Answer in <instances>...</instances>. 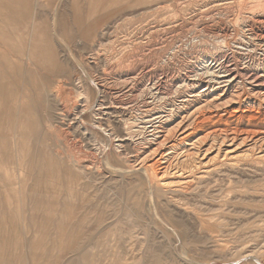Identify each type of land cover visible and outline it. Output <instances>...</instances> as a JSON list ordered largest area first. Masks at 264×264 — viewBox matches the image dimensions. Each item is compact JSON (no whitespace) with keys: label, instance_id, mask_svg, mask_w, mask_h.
I'll return each mask as SVG.
<instances>
[{"label":"rangeland","instance_id":"rangeland-1","mask_svg":"<svg viewBox=\"0 0 264 264\" xmlns=\"http://www.w3.org/2000/svg\"><path fill=\"white\" fill-rule=\"evenodd\" d=\"M263 35L264 0H0V264H264Z\"/></svg>","mask_w":264,"mask_h":264},{"label":"bare ground","instance_id":"bare-ground-1","mask_svg":"<svg viewBox=\"0 0 264 264\" xmlns=\"http://www.w3.org/2000/svg\"><path fill=\"white\" fill-rule=\"evenodd\" d=\"M216 5V4H215ZM223 11V10H222ZM213 15V14H212ZM207 17V16H206ZM262 35V34H261ZM264 36V35H263ZM257 37V36H256ZM254 38V37H253ZM264 38V37H263ZM264 40V39H263ZM264 42V41H263ZM203 51V50H202ZM229 53V52H228ZM228 53H224L222 54L220 57H216V58H213V60H215V62L218 64V67L220 68V72L223 73L222 75H224L222 78L226 77V76H229L231 78H229L228 80H223L221 81V87L222 88H225L227 86V84H229L228 82L232 81V80H236L237 78H241L243 76L242 74V70H238V67L236 66V64L232 65V55L228 54ZM248 54V53H247ZM239 59V58H238ZM204 60V59H203ZM260 63V62H259ZM258 63V64H259ZM248 64V63H247ZM201 65V64H200ZM203 68L205 69V72L204 73H198V71H196L195 74H193L190 78L187 77V79L185 80L186 81V85L191 89V88H195L196 86L200 85L203 80L205 81V74H208V73H211L210 70L211 68L209 67L210 65L208 64V60H205L203 63ZM212 66V65H211ZM194 67V66H193ZM214 67V66H213ZM203 69V70H204ZM216 69V68H215ZM244 73V72H243ZM217 75V74H216ZM245 75V74H244ZM250 75V74H249ZM182 77V76H181ZM246 78H248L246 76ZM221 79V78H220ZM162 80V79H161ZM214 80V79H213ZM254 82H258L259 79L255 78L253 79ZM132 82V81H131ZM207 82V81H206ZM250 82V81H249ZM133 84V83H132ZM259 84V83H257ZM264 84V83H263ZM153 85V84H152ZM165 85V84H164ZM156 85H154L155 87ZM207 87H211L213 86V83H211V81H208L207 84H206ZM112 87V86H111ZM157 89L159 90V85L156 86ZM122 90V89H121ZM162 90V89H161ZM141 92V91H140ZM139 93V92H138ZM240 94V93H239ZM262 95V94H261ZM135 96V95H134ZM142 97V96H141ZM135 98V97H134ZM137 99V98H136ZM239 110L238 108L237 109H234L231 110V115L234 113H237ZM230 113V112H229ZM233 114V115H234ZM236 115V114H235ZM234 115V116H235ZM217 117V116H216ZM237 117V116H236ZM235 118V117H234ZM220 128V127H219ZM262 129V128H261ZM168 133H166V135L163 136V141L164 142H173V140L176 138L177 139V136L179 135L178 134V130L177 129H172V130H169L167 131ZM180 136V135H179ZM160 145V144H158ZM244 247V246H243Z\"/></svg>","mask_w":264,"mask_h":264}]
</instances>
